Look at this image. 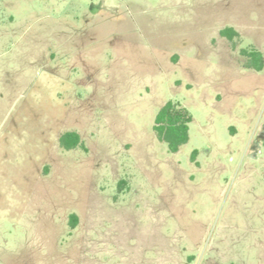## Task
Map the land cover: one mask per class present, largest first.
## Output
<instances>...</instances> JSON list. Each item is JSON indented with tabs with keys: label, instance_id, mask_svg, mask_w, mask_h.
<instances>
[{
	"label": "rangeland",
	"instance_id": "374dc122",
	"mask_svg": "<svg viewBox=\"0 0 264 264\" xmlns=\"http://www.w3.org/2000/svg\"><path fill=\"white\" fill-rule=\"evenodd\" d=\"M243 48L264 55V0H0V264H264ZM169 100L193 117L177 152Z\"/></svg>",
	"mask_w": 264,
	"mask_h": 264
},
{
	"label": "trees",
	"instance_id": "16d2710c",
	"mask_svg": "<svg viewBox=\"0 0 264 264\" xmlns=\"http://www.w3.org/2000/svg\"><path fill=\"white\" fill-rule=\"evenodd\" d=\"M220 33L229 40H234L239 35V32L232 26L222 28ZM242 53L248 57L245 63L247 66H253L258 70L264 68V55L260 50L243 48ZM192 119L193 117L186 107L178 102L169 100L158 111L155 117L154 129L158 137L167 143L169 150L177 152L189 140V124ZM60 144L63 148L73 149L82 146L83 142L79 132L66 131L60 137ZM196 154L197 151H194L193 157ZM123 184H125V181L121 180L120 188H122ZM70 223L73 228L77 226L78 216L76 214L71 215Z\"/></svg>",
	"mask_w": 264,
	"mask_h": 264
}]
</instances>
